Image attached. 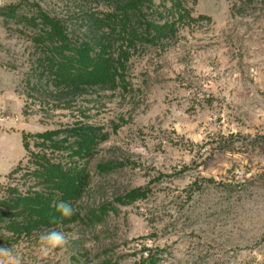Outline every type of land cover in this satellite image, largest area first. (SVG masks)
Segmentation results:
<instances>
[{
	"label": "rangeland",
	"instance_id": "rangeland-1",
	"mask_svg": "<svg viewBox=\"0 0 264 264\" xmlns=\"http://www.w3.org/2000/svg\"><path fill=\"white\" fill-rule=\"evenodd\" d=\"M26 1L86 38L80 17L110 9L98 0ZM154 3L164 14H150L157 20L171 18L172 6L188 15L171 38L129 50L126 88H56L33 72L22 26L0 16V198L33 186L31 153L44 151L36 133L92 124L107 135L82 160L90 179L81 203L108 211L1 245L17 247L23 264H264V0ZM115 43L117 58L125 43ZM136 188L142 193L118 200ZM53 227L70 244L44 256L37 241Z\"/></svg>",
	"mask_w": 264,
	"mask_h": 264
},
{
	"label": "trees",
	"instance_id": "trees-1",
	"mask_svg": "<svg viewBox=\"0 0 264 264\" xmlns=\"http://www.w3.org/2000/svg\"><path fill=\"white\" fill-rule=\"evenodd\" d=\"M98 1L110 9L101 15L88 12L80 17L91 33V37L87 38L72 33L65 19L51 14L37 2L23 0L6 4L0 7V16L6 22L15 21L22 26L20 31L29 37L36 55L35 60H31L34 62L31 64L33 72L39 78H46L56 88H115L119 84L126 88L129 50L139 44L171 38L177 33L178 23L188 14L180 7L172 6L168 9L171 18L162 21L150 15L157 12L164 16L153 9L154 0ZM117 40H122L125 48L119 46L120 53L116 58L112 50ZM28 137V134L23 135L26 148L29 145ZM35 137L40 140L38 145L44 151L31 153L34 166L32 169L29 167L27 172L35 179L33 186L24 192L15 186L8 187L7 193L0 198V246L29 236L41 227L77 220H101L109 208H87V212H84L85 207L81 203L90 179L82 160L92 157L98 145L107 138L99 127L76 124L36 133ZM112 166L100 165L103 170ZM21 167L16 166L11 173L18 172ZM141 193V188H136L118 200L126 201ZM60 201L71 203L76 211L71 218L59 219L58 224L53 225L50 220L52 216L59 218L56 204Z\"/></svg>",
	"mask_w": 264,
	"mask_h": 264
},
{
	"label": "clouds",
	"instance_id": "clouds-1",
	"mask_svg": "<svg viewBox=\"0 0 264 264\" xmlns=\"http://www.w3.org/2000/svg\"><path fill=\"white\" fill-rule=\"evenodd\" d=\"M56 211L59 218L51 217L50 223L53 225L58 224L59 219L71 218L76 209L71 203L60 201L56 204ZM37 244L41 254L47 256L56 250L66 249L70 244V238L63 231L53 227L39 235ZM0 264H23V256L17 247L0 246Z\"/></svg>",
	"mask_w": 264,
	"mask_h": 264
},
{
	"label": "built area",
	"instance_id": "built-area-1",
	"mask_svg": "<svg viewBox=\"0 0 264 264\" xmlns=\"http://www.w3.org/2000/svg\"><path fill=\"white\" fill-rule=\"evenodd\" d=\"M0 121H1L2 123H4V122L6 121V118H4L3 116H1V117H0Z\"/></svg>",
	"mask_w": 264,
	"mask_h": 264
}]
</instances>
